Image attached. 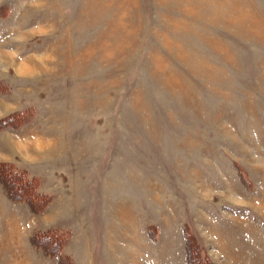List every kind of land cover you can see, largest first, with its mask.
<instances>
[{
	"label": "rangeland",
	"instance_id": "1",
	"mask_svg": "<svg viewBox=\"0 0 264 264\" xmlns=\"http://www.w3.org/2000/svg\"><path fill=\"white\" fill-rule=\"evenodd\" d=\"M0 163V264H264V0H0Z\"/></svg>",
	"mask_w": 264,
	"mask_h": 264
},
{
	"label": "trees",
	"instance_id": "2",
	"mask_svg": "<svg viewBox=\"0 0 264 264\" xmlns=\"http://www.w3.org/2000/svg\"><path fill=\"white\" fill-rule=\"evenodd\" d=\"M4 174L6 177H8L12 184L21 191L23 187H27L26 193L28 195V200L32 199L30 203L35 205L37 201H44L43 196L40 193L37 192V186L35 184L34 179L30 177L28 172L24 169L16 168L13 165L9 164H2L0 163V178L1 175ZM25 194V192H24ZM57 236V235H55Z\"/></svg>",
	"mask_w": 264,
	"mask_h": 264
}]
</instances>
